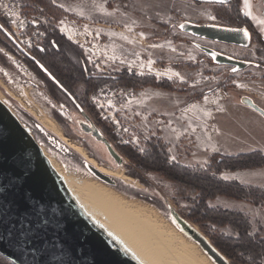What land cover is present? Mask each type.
Masks as SVG:
<instances>
[{
    "label": "rangeland",
    "instance_id": "374dc122",
    "mask_svg": "<svg viewBox=\"0 0 264 264\" xmlns=\"http://www.w3.org/2000/svg\"><path fill=\"white\" fill-rule=\"evenodd\" d=\"M15 1L18 2L19 6L21 5L19 0ZM55 4L64 12L66 11L65 13L67 14L53 24V27L57 28L61 33V36L57 37L56 35V43L66 50L68 57L73 63L78 61L79 56L69 46L70 44L83 52L91 71L94 73L111 74L125 69L128 72H134L139 75H151L157 79H167L171 84L172 90L143 87L130 91L122 89V87L103 86L97 94L90 96V102L107 123L117 144H132L142 148L146 138L150 136L160 137L152 126L159 120L157 109L165 111L171 108L165 100L172 99L171 101H173L175 98L177 100L181 98L185 103L188 101H199V99H194L190 96L196 93H203L202 98L219 89L221 93H227L228 97L224 98L220 94H215L219 103L212 106L215 114L212 116L213 121L211 120V125L208 129L211 132L214 127L215 135L211 140V145L205 149L197 146L195 150L190 138L184 137L179 144L173 146L168 145L160 137L167 145L170 159L184 165L204 166L209 162V157L212 154L231 156L253 151H260L264 154V123L262 120L253 111L239 106L240 104L237 107L231 105V102L235 98L238 99L241 95L232 91L237 80L243 74H249L251 79L261 78L259 70L250 67L246 72H237L233 79L227 81L225 80L226 73L224 71H220L218 74H205L202 68H207V66L203 62L205 67L199 68L194 73L193 79L187 82L181 72L171 66L173 63L197 62V56L200 57V52L191 42L206 46L211 45V43L206 41L192 39L173 27L181 20L190 22L210 21L212 19L210 4L192 0H184V2L180 0H108L107 5L112 9L113 16L111 19L114 25H112L111 29H104L103 32L94 30L95 27L104 25V23H99L96 26L94 14H90L94 19L84 18V16L91 13L89 10H95V12L98 10L100 4L97 1L55 0ZM253 4L254 11L257 12L255 20L259 24L258 27L260 26L259 28L264 29V0H257V3ZM87 9H89V12ZM39 11L40 9L36 12L28 13V16H26L27 23L34 22V19L45 21V19L49 18L42 15ZM165 25H169L170 28L164 29ZM110 31L113 32L111 39L109 38L110 35L108 36ZM44 33L37 30L27 32L25 28L22 36L17 41L26 52L33 55L34 47L39 46L41 48V43H43L45 36ZM0 41L7 45V42L1 36ZM98 42L103 43L107 49L110 48V44L113 45V51L116 54L113 62L116 64L110 65L106 60L100 62L95 59V51L99 48ZM114 47L116 50H114ZM215 47L226 53L242 55L237 49L227 45H216ZM47 51L50 54L53 53L48 47ZM23 57L24 55L20 51L12 52L0 43V101L29 131L30 129L24 120L23 114L33 117L39 124L48 129L47 131L60 139L65 138L64 141L61 140L68 147H79L82 155L73 150L85 161H87L86 159H92L97 166L114 171L112 169L117 167L114 166L113 160L110 161L112 158L101 144H91L98 155V159L95 160L91 157L90 153L94 154V152L85 148V143L88 139L85 135L86 133L83 134L84 132L79 126L83 122L81 117L72 113L65 104L55 102L52 99L46 81L27 66ZM260 83L263 84H257L255 88L264 92V82ZM76 88L77 86H75ZM256 102L264 109L263 102ZM54 112L67 120L71 129H65L57 123L52 116ZM246 112L249 113V116L243 115ZM183 122L184 128H186L187 120L183 119ZM30 133L60 172L68 176L76 185L83 187L89 184L96 188L109 190L114 195L116 194L117 197L127 200L124 197L125 195L115 190L114 187H109L92 177L84 167L64 159L55 151L46 150L42 142L31 131ZM121 139L124 143L120 142ZM120 169L123 170L122 168ZM219 176L226 180H236L243 184L264 188V165L235 171L223 170ZM150 179L156 187L154 191L144 189L136 180L131 178L119 180L137 189L150 193L156 192L172 212H176L180 216L184 214L185 210L183 208L187 206V202L173 199L170 195V188L165 189L166 186H163V181L158 177L150 176ZM130 202L151 213L152 219L159 223L166 234L174 236L177 240L184 241L188 246H194L193 248L197 255L206 264H212L196 244L184 233L175 229L171 222V214L164 216L156 208L141 200H130ZM98 203L101 205V202L98 201ZM214 204L237 208L246 212L264 227L263 207L253 206L244 201H236L225 197H217ZM193 226L202 236L209 240L208 235L202 228L194 224Z\"/></svg>",
    "mask_w": 264,
    "mask_h": 264
},
{
    "label": "trees",
    "instance_id": "16d2710c",
    "mask_svg": "<svg viewBox=\"0 0 264 264\" xmlns=\"http://www.w3.org/2000/svg\"><path fill=\"white\" fill-rule=\"evenodd\" d=\"M19 1L21 9L26 14L40 9L39 12L42 15L49 17L45 21L34 19V22H28L26 25L27 32L31 30L45 32L41 48L39 46L34 47L32 56L64 87L84 114L82 115L77 111V107L33 60L25 56L23 60L29 68L37 72L46 81L50 95L55 102L65 104L66 107L70 108L72 113L79 115L83 122L88 121L92 123L108 140L122 159L119 166L115 163L114 166L122 168L127 177L136 180L148 191L156 190L150 176H156L162 180L163 186H166L165 189L170 188V195L173 199L187 202V206L183 208L185 213L181 214V216L187 222L202 228L208 235L211 244L231 264H264L263 225L258 220L252 219L248 213L237 208L214 204L217 197H225L264 208V188L243 184L236 180H226L219 176L223 170L235 171L263 166L264 154L260 151L231 156L212 154L206 165L189 166L170 159L166 143L158 136L146 138L142 148L132 144H117L107 123L90 102V96L97 94L103 86L122 87V89L130 91L143 87L172 90L170 82L167 79H157L151 75H139L134 72H128L125 69L111 74L94 73L91 71L83 52L70 44L69 46L79 56L78 61L73 63L68 57L66 50L56 43V39L58 36H61V33L57 28L53 27V24L67 14L55 4V0ZM210 11L217 20L223 22L226 26H244L248 29L251 35V44L248 48L237 49L242 54L239 58L258 63L259 66L256 69L261 72V79L264 80V40L253 28L250 20L242 13L240 0H229L226 3H211ZM0 36L7 42V45H4L0 41L6 49L12 52L18 50L16 45L18 43L17 40L2 19H0ZM47 47L51 49L52 54L48 53ZM200 57H204L205 60L194 63H173L171 66L179 70L187 82L193 79L194 73L199 68L205 67L203 62L207 66V68H202L205 74H218L220 71H224L226 73L225 80L228 81L235 77L236 73H231L227 66L212 64L210 59L202 53H200ZM241 72H246V70ZM75 86H77L76 89ZM202 94L196 93L190 97L200 99ZM52 116L63 128L71 129L68 121L61 115L54 112ZM23 117L30 131L42 142L46 150L55 151L64 159L78 166H84L85 160L57 136L44 129L30 115L23 114ZM85 135L88 141L85 143L86 147L83 146L90 151L93 150L95 155L93 153H90V155L97 160L98 155L91 144L98 143L102 146L104 145L96 141L90 134ZM112 180L115 182L114 189L125 196L146 202L160 211L164 216L172 213L171 209L163 203L156 192L150 193L137 189L116 178H112ZM0 263L12 264L1 255Z\"/></svg>",
    "mask_w": 264,
    "mask_h": 264
},
{
    "label": "water",
    "instance_id": "95a60500",
    "mask_svg": "<svg viewBox=\"0 0 264 264\" xmlns=\"http://www.w3.org/2000/svg\"><path fill=\"white\" fill-rule=\"evenodd\" d=\"M192 1L211 4L226 3L229 0ZM176 29L192 38L243 48L249 46L251 39L245 27L183 20L176 25ZM16 45L83 115L82 109L64 87L21 45ZM194 46L214 65L231 67V73L257 67L254 62L234 58L205 45L194 43ZM239 101L264 119V109L251 98L243 95ZM79 126L84 133L104 145L117 166L121 164V157L92 123L81 122ZM83 167L99 182L109 187L115 186L112 180L114 177L102 173L88 161H85ZM124 197L139 201L137 198ZM171 222L175 229L184 233L201 249L212 264H231L193 224L178 213H171ZM0 255L12 264H140L101 231L72 200L44 156L41 145L1 101Z\"/></svg>",
    "mask_w": 264,
    "mask_h": 264
},
{
    "label": "bare ground",
    "instance_id": "6f19581e",
    "mask_svg": "<svg viewBox=\"0 0 264 264\" xmlns=\"http://www.w3.org/2000/svg\"><path fill=\"white\" fill-rule=\"evenodd\" d=\"M61 139L64 141L65 138ZM72 149L82 155L79 147L74 146ZM42 152L72 200L101 231L108 234L137 262L140 264H206L197 255L194 246H188L184 241L166 234L159 223L152 219L151 213L135 206L130 200L127 201L128 199L123 200L117 197L109 190L89 184L83 187L76 185L68 176L60 172L43 149ZM86 160L104 174L120 180L130 179L120 168L110 171L97 166L92 159Z\"/></svg>",
    "mask_w": 264,
    "mask_h": 264
},
{
    "label": "crops",
    "instance_id": "0c3cea01",
    "mask_svg": "<svg viewBox=\"0 0 264 264\" xmlns=\"http://www.w3.org/2000/svg\"><path fill=\"white\" fill-rule=\"evenodd\" d=\"M95 1H97L100 4L98 10H96L95 12V10L87 9V11L89 10L91 13H89V15L84 16V18L86 17L89 19H94L92 18V16H90V14L91 15L94 14L95 16L93 17H95L96 19V26L99 23L102 24L104 23L102 27L97 26L95 27L94 30L103 32L104 29H111L112 25H114L111 19L113 13H112V9L107 5L108 0H95ZM180 1L184 2V0H180ZM240 2L243 13L249 18L255 29L260 33V35L264 39V29L259 28L260 26L258 27L259 24L255 20V16H257V12L254 11L253 3H257V0H240ZM211 18H212L211 20H214L213 16ZM109 35H110L109 38L111 39V37H113V32L111 31L110 33L108 32V36ZM97 44L99 48H97V50L95 51V59H98L100 62L106 60L107 62H109L110 65L116 64L115 62H113V60H115L116 58V54L114 53L112 47L113 45L110 44L109 45L110 48L107 49L106 47H104L103 43L98 42ZM114 50H116L115 47ZM260 82H264V81H262V79L259 77L256 79H251L249 74H243V76L239 78V80H237L236 84H234L232 91L234 93H240L241 94L240 97L243 95L248 96L256 104H257L256 101L264 103V92L258 90V88H255L257 84L258 85L263 84ZM215 94L218 95L220 94V96L224 98L228 97L227 93L223 94L219 89H217L215 90L214 93L203 96L202 98L199 99V101H188L185 103L181 98L178 100L175 98L176 101L175 100L171 101L172 99L165 100L167 101V105L169 104L171 108L165 111L157 109L159 120L154 123V126H152V128L154 127V129L159 133V136L168 145L174 146L175 144H179L180 141H182V139L186 137L192 139L191 142L195 150L197 146L204 149L209 147L211 145V140L215 135L214 127L212 128L211 132H209L208 129L209 126L211 125V120L213 121L212 116L215 114L214 112L215 110L212 106L214 104L217 105L219 103L217 100V95ZM209 98L211 100L208 101L207 99ZM239 98L238 99L235 98L234 100L232 99L233 101L230 100L232 101L231 105L237 107L240 104L239 106H243L244 108L253 111L252 109L241 104ZM257 105L260 106L259 104ZM254 113L264 123V119L256 112ZM248 114L249 113L247 112L243 113V115L245 116H249ZM183 119L187 120L186 128H184Z\"/></svg>",
    "mask_w": 264,
    "mask_h": 264
},
{
    "label": "built area",
    "instance_id": "2783aa9c",
    "mask_svg": "<svg viewBox=\"0 0 264 264\" xmlns=\"http://www.w3.org/2000/svg\"><path fill=\"white\" fill-rule=\"evenodd\" d=\"M26 16L28 15L21 9L17 1L0 0V19H2L7 24L9 30L13 33L16 40H19V37L22 36V32L26 28ZM120 142L124 143L122 139Z\"/></svg>",
    "mask_w": 264,
    "mask_h": 264
},
{
    "label": "flooded vegetation",
    "instance_id": "af4514ba",
    "mask_svg": "<svg viewBox=\"0 0 264 264\" xmlns=\"http://www.w3.org/2000/svg\"><path fill=\"white\" fill-rule=\"evenodd\" d=\"M241 3V2H240ZM242 10V9H241ZM211 12V11H210ZM242 13H243V11H242ZM244 14V13H243ZM211 15L213 16V14L211 13ZM245 15V14H244ZM246 16V15H245ZM247 17V16H246ZM213 18H214V20H210V21H207V22H197V23H215V24H222V25H225L223 22H221V21H219V20H217L214 16H213ZM248 18V17H247ZM249 19V18H248ZM181 21H183V20H181ZM180 21V22H181ZM179 22V23H180ZM251 22V21H250ZM252 24V23H251ZM177 25V24H176ZM176 25L175 26H173L175 29H176ZM252 26H253V24H252ZM242 27H244V26H242ZM170 27H169V25H165L164 26V29H169ZM235 28H240V27H235ZM246 28V27H245ZM253 28L255 29V27L253 26ZM247 29V28H246ZM256 30V29H255ZM257 31V30H256ZM258 32V31H257ZM250 33V32H249ZM259 33V32H258ZM260 34V33H259ZM261 36V35H260ZM190 37V36H189ZM250 37H251V35H250ZM192 38V37H191ZM261 38H262V36H261ZM192 39H196V38H192ZM263 39V38H262ZM196 40H202V39H196ZM264 40V39H263ZM202 41H206V40H202ZM189 42V41H188ZM191 42V41H190ZM206 42H208V43H211V45L210 46H207V47H209V48H212V49H214V50H216V51H219V52H221V53H224V54H227V55H229V56H232V57H234V58H237V59H240L239 57H240V55L238 56V55H234L233 53H226L225 51H223V50H219V49H217L215 46L216 45H226V44H221V43H216V42H212V41H206ZM193 45H194V43H197V42H191ZM198 44H200V43H198ZM250 44H251V39H250ZM250 44H249V46H250ZM202 45V44H201ZM206 46V45H205ZM227 46H230V47H232V48H234V49H238L239 50V48H243V47H237V46H232V45H227ZM248 46V47H249ZM195 47V46H194ZM248 47H246V48H248ZM196 48V47H195ZM198 50V49H197ZM199 51V50H198ZM200 53H202L201 51H199ZM203 54V53H202ZM205 55V54H204ZM206 56V55H205ZM200 60H205V58L204 57H198L197 56V62L198 61H200ZM243 60V59H242ZM211 61V60H210ZM251 62H253V61H251ZM212 63V62H211ZM254 63H256V62H254ZM213 64V63H212ZM257 64V67L259 66V64L258 63H256ZM228 67V66H227ZM257 67H254V68H257ZM230 68L231 67H228V70H230ZM250 68V67H249ZM248 69V68H247ZM247 69H245V70H247Z\"/></svg>",
    "mask_w": 264,
    "mask_h": 264
},
{
    "label": "snow or ice",
    "instance_id": "6c2138e0",
    "mask_svg": "<svg viewBox=\"0 0 264 264\" xmlns=\"http://www.w3.org/2000/svg\"><path fill=\"white\" fill-rule=\"evenodd\" d=\"M245 35H247V32H245Z\"/></svg>",
    "mask_w": 264,
    "mask_h": 264
}]
</instances>
